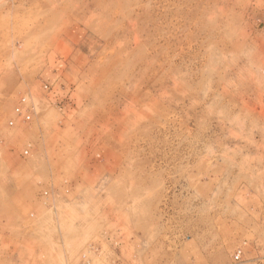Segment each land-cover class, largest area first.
<instances>
[{"label": "rangeland", "instance_id": "obj_1", "mask_svg": "<svg viewBox=\"0 0 264 264\" xmlns=\"http://www.w3.org/2000/svg\"><path fill=\"white\" fill-rule=\"evenodd\" d=\"M0 264H264V0H0Z\"/></svg>", "mask_w": 264, "mask_h": 264}, {"label": "bare ground", "instance_id": "obj_2", "mask_svg": "<svg viewBox=\"0 0 264 264\" xmlns=\"http://www.w3.org/2000/svg\"><path fill=\"white\" fill-rule=\"evenodd\" d=\"M29 1H31V3H34L35 2V0H29ZM22 2V1H21ZM23 3V2H22ZM24 3L26 4V1H24ZM19 4H21V3H19ZM32 5V4H31ZM19 5H17V7H18ZM12 7V6H11ZM16 7V8H17ZM23 7V6H22ZM21 7V8H22ZM20 8V9H21ZM33 8V7H32ZM18 12V11H17ZM44 20H45V22L46 23H48L49 22V18L48 17H46V18H44ZM44 23H42L41 21H35L34 23H33V29L35 30V29H38V28H40L42 25H43ZM54 40H52V42H53ZM34 66V65H33ZM27 67V66H26ZM24 68H25V66H24ZM24 73V72H23ZM22 75V74H21ZM26 75V74H25ZM25 216V215H24Z\"/></svg>", "mask_w": 264, "mask_h": 264}]
</instances>
